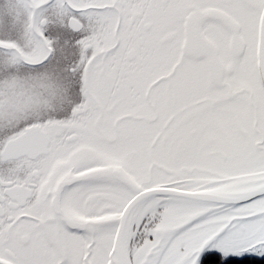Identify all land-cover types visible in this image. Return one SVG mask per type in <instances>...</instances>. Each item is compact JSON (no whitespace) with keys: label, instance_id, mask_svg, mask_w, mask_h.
Returning <instances> with one entry per match:
<instances>
[{"label":"snow or ice","instance_id":"6c2138e0","mask_svg":"<svg viewBox=\"0 0 264 264\" xmlns=\"http://www.w3.org/2000/svg\"><path fill=\"white\" fill-rule=\"evenodd\" d=\"M0 264H264V0H0Z\"/></svg>","mask_w":264,"mask_h":264}]
</instances>
